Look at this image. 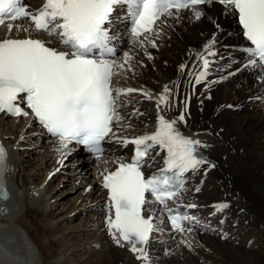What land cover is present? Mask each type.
Returning a JSON list of instances; mask_svg holds the SVG:
<instances>
[{
	"label": "snow or ice",
	"instance_id": "1",
	"mask_svg": "<svg viewBox=\"0 0 264 264\" xmlns=\"http://www.w3.org/2000/svg\"><path fill=\"white\" fill-rule=\"evenodd\" d=\"M213 3L223 5L226 14L238 16L243 36L249 41V46L242 49L243 64L229 75L250 69L257 73V82L264 86V0H44L34 13L21 0H0V24L5 19L15 21L27 17L35 30L55 37L68 49L52 48L46 46L51 40L30 37L0 40V112L28 116L22 105L26 106L42 128L58 140L56 151L63 158L76 150L69 147L71 144L83 146L97 159L105 152L104 143L109 139L125 148L129 144L134 146L130 162H120L115 171L105 169L101 175L102 186L108 190L107 231L118 247L130 245L129 250L141 264H151L150 241L154 233L162 231L154 223L158 219L154 213H165L174 232L191 233L194 226H202L196 216L184 211L199 205L184 204L181 194L186 190L188 175L207 173L215 164L201 151L208 145L184 135L177 127L178 123L186 122L187 109L171 120L158 114L155 130L150 134L131 139L116 137L112 124L121 119L118 100L137 90L113 88L112 77L116 74L113 70L126 65L131 69L137 50L144 51L151 59L147 45L157 47V40L171 23L179 22L184 13L198 21L205 15V6ZM117 9L123 15L115 19L128 24L126 37L112 34ZM12 28L13 24L9 23L8 31ZM125 38L129 41V50L118 63L114 59L118 51L116 42ZM215 44L213 34L202 50L194 54L195 67L189 69L187 63L179 66L181 73H187L189 83L205 86L215 83L208 81L211 58L216 55ZM177 87L175 82L163 87L155 101L158 113ZM142 94L152 99L147 92ZM136 114L142 115L138 110ZM162 152L165 153L163 166L146 175L145 170ZM58 163L63 164V159ZM9 170L8 153L0 144V200L11 197L7 188ZM200 190L199 186L194 188L196 192ZM154 204L162 209L153 208ZM213 207L212 214L222 213L229 204L220 202ZM3 211L6 209H0ZM181 243L192 247L191 241ZM169 254L166 250L165 255Z\"/></svg>",
	"mask_w": 264,
	"mask_h": 264
},
{
	"label": "bare ground",
	"instance_id": "2",
	"mask_svg": "<svg viewBox=\"0 0 264 264\" xmlns=\"http://www.w3.org/2000/svg\"><path fill=\"white\" fill-rule=\"evenodd\" d=\"M39 1L30 0V4L34 5ZM215 8L219 10L214 11ZM204 10L205 15L198 21L183 14L179 22L171 23V26L165 31L166 34H169L168 37L164 38L162 35L155 48L147 46V51L154 54L151 59L142 50L136 52L134 61L136 73L133 76L134 81H129L128 84L143 89L152 99L149 101L145 97L130 99L129 108L124 109V114L129 119V125L143 126L154 122L157 120L158 114H162L168 119L172 118V112L167 111L165 105H161L158 113L155 101L165 85H171V82L177 84L185 75L179 71L178 64L183 59L192 58L193 53L200 49L204 40L212 39L213 34H215V40L218 43L229 42L230 36H232L228 34L230 31L227 33L217 29L216 23L223 21L225 24L230 14H226L225 9L218 5H210ZM11 23L13 24L11 32L2 27L0 35L7 33L10 35H43L32 29L24 20ZM24 29H28V32L22 33L21 31ZM161 44H164L161 51L164 54L163 57L158 55ZM227 51L234 50L228 49ZM155 56L158 57L154 58ZM168 58L173 61H169ZM221 77L224 75H220L218 78L221 79ZM211 81H215V83L196 88V92L202 94L201 100L199 99V105L192 107L188 124L178 123L177 125L178 128L208 145L205 147L207 153H204L215 164V167L210 169L204 177L203 187L205 188L202 187L201 192L197 195H191L199 204L196 217L200 218L206 215L209 217V213L213 209L212 203L226 202L229 207L222 213H216L212 217L215 221L222 215H227L225 224L228 223V225H225L226 227L230 226V222L235 216L241 221L242 227L249 223L264 225V99H258V97H264V86L257 82V73L252 70L241 71L238 76L227 77V79L212 78L209 82ZM177 85V90L180 91L181 83ZM207 95L212 96L210 101L206 98ZM228 105L235 107L228 108ZM137 110L142 115L136 114ZM20 120L22 118H0V137L6 144L9 154L10 170L7 173V183L11 193L8 200L0 201V209H6V211L0 212V247L2 248L0 249V264H24L27 259L32 262L30 264H38L37 262L49 264L50 259H53L51 264H69L68 260L71 257L63 260L64 252L59 251L56 254L54 249L48 248L46 241H50V238L53 237V240L51 239L52 247L58 243L61 235L59 236L57 232V225L60 222L66 226L65 231L72 233L79 229V226L74 229L68 224L67 215L57 217V212L54 213L53 207L50 205V202L53 203V206L58 204L59 201L56 198L62 195L54 196L52 194L51 191L54 190V187L51 185L52 183L47 182V179L51 171H54L52 175H62L63 171H59L64 167L63 164L74 166L71 171L75 172L72 178L75 177V181L80 178L84 186L82 202H86L88 206L96 209L95 214L90 217L91 228H94V232L90 231V235L94 236L96 240H90L87 237L84 243L91 242L88 246L91 248L100 245L102 252L99 253L96 248V257L91 259L92 255H89L85 259L87 262L84 260L83 263L87 264L96 259L98 263L95 264H138L127 250L126 244L124 247H118L113 243L107 227L104 226V214L107 207L104 205V193L96 183V175L93 173V160L82 157V153L70 154L63 158L60 152L56 151L59 145L45 139L36 127L25 128L28 119H25V123ZM15 130L18 131L17 140L19 138L23 140L22 138L26 134H35L37 135L35 141L43 140L44 142L40 144L45 148V153L41 157L39 156L40 158L38 157L37 164L41 170H34L35 174L43 173L40 182L35 183L33 177L30 176L33 171L29 174L30 171L26 168L31 164L27 153L16 150V147L23 144H18L16 139L12 140ZM260 141L262 142L257 144ZM116 149L119 151L118 147ZM255 149L258 150L257 154ZM61 159H63V164L58 163ZM68 160L71 161L67 162ZM59 165L58 173L55 169ZM20 166H22L21 169ZM43 166L46 167H44L45 170L42 169ZM68 176L64 175L66 178ZM200 176L202 175L196 176L195 179ZM75 183L77 184V182ZM37 185L39 186L36 187ZM75 187L77 190L78 186ZM89 187L90 190L86 191ZM189 194L191 193H183L184 196H189ZM78 197L81 196L71 198L70 201H76ZM59 210L63 209L59 208ZM154 215L158 217L155 222L160 224L162 222L161 212H156ZM245 221L248 223L245 224ZM238 225L231 227L235 235L233 240L222 241L216 233L204 232L200 234L198 231L177 232L176 236L154 235V239L150 241L149 245L151 264H264V234L260 237L247 236L248 239L257 240L261 244L258 250H248L242 245L234 246L231 244L232 241L239 242L245 239L239 232L243 228ZM9 227L15 230L17 238L9 233ZM71 233L63 236L69 240L67 241L69 242L67 250H70L72 255L86 252L85 246L80 243L73 244L69 238ZM32 234L38 238L32 237ZM41 236H45L46 239L42 240ZM182 240L191 241L192 247L181 243ZM77 245L80 246L75 247ZM166 250L173 252L172 256L165 255ZM83 258L81 256L79 259H75L77 260L75 264L81 262L78 260Z\"/></svg>",
	"mask_w": 264,
	"mask_h": 264
},
{
	"label": "rangeland",
	"instance_id": "3",
	"mask_svg": "<svg viewBox=\"0 0 264 264\" xmlns=\"http://www.w3.org/2000/svg\"><path fill=\"white\" fill-rule=\"evenodd\" d=\"M218 20H219V17H218ZM228 21H230V19H227L225 21V24H227ZM168 35L169 34H166V33L163 34L164 38L168 37ZM163 48H164V44H161L160 50L158 51V55L160 57H163L164 56V54L161 52ZM155 55H157V53H155ZM156 57H158V56H155L154 58H156ZM168 60L169 61H173V60H171L169 58H168ZM177 63H176V65H177ZM203 98L206 99L204 96H203ZM200 100H201V98H200ZM14 132L15 133H14V136L12 137V140L16 139V142H18V144L19 143L20 144H23V145H21L19 147H16V150L18 149L19 152H26L27 153V157L31 160V164L27 165L26 168L29 169V171H30L29 174H31L32 171H33V173L30 176L33 177L35 183L37 181L40 182V180L43 178V173L35 174V171L36 170H41L40 166H38L37 164H38V157L39 156L41 157L42 154L45 153V148H43V145H41L42 143H44L43 140L41 142L35 141V138L37 136L35 134H26V135H24V138H22L23 140H21L20 138H19V140H17L18 139V135H17L18 134V131L15 130ZM261 142L262 141H260L257 144H260ZM257 153H258V150H256V154ZM85 160H87V159H85ZM70 161L71 160H68L67 162H70ZM77 163H80V162H77ZM81 164H84V163H81ZM63 165H64V167H62V169H60V171H59V172L63 171V174L62 175L61 174L60 175H58V174L56 175L55 174V175H52V177H50V178L48 177V179H47V182H50V184L52 183L51 185H53V187H54V190L51 191L52 194L54 196H56L58 194H61L62 195V196L56 198L59 201L58 204H55L53 206V203L50 202V205H52V207H53L52 210H54V213L57 212V214H56L57 217H59V216L61 217L64 214L67 215L66 217L69 218L68 224L71 225L74 229H77V227L79 226V229L76 230V231H72V233H71V231H65L66 226L63 224V222H60L59 223L60 225L59 224L57 225V229H58L57 232L59 233V236L61 235V238H59L58 243L55 246L52 247L51 244H52L53 237L50 238V241L49 240H46V241L48 242V248L54 249V251H55L56 254H58L59 251H61V253L64 252L63 253L64 255L62 254V259L63 260L66 259L67 257L68 258L71 257V259H73V261H71V259H69L68 260V263L69 264H73V263L75 264L77 262V260H75V259H79L81 256H83L84 258L82 260L81 259L78 260V261H81L78 264H86V263H83V262H84V260L89 255H92V258L91 259H94L96 257V252H97V249L96 248H98V252L99 253L102 252V249H101V246L100 245L97 246V247L91 248V247H88L91 242L87 241L88 244H85L84 243V241L87 240V237H89L90 240H94L95 239L94 236L90 235L91 232H94V228H91L92 225H91V221H90L91 218L90 217H92V215L95 214L96 209H93V207L88 206L86 204V202H82V197H83L82 188H84V186L82 185L80 178H77L76 181L74 180L75 177L72 178V176H74V173H75V172H71V171H73L72 168L74 166L72 164H68V165L67 164H63ZM74 165H76V164H74ZM51 166H53V165H51ZM21 167L22 166H20V169H21ZM44 167L45 166H43L42 169L45 170L46 167L45 168ZM78 172H79V169L77 170V173ZM64 175H69V176H68V178H66V177H64ZM75 182H77V184ZM76 185L78 186L77 187L78 188L77 190L75 189L76 188L75 187ZM38 186L39 185H37L36 187H38ZM204 188L205 187H203V189ZM78 195L81 196V197H78L77 198L76 201H78V202H76V201H73V202L70 201L71 198L74 199ZM231 195H234V194H231ZM80 202H82L83 204L82 203L80 204ZM234 205H236V204H234ZM59 208H62L63 210L60 211ZM241 224L242 223L239 220V225H241ZM239 225H238V227H239ZM86 226H90V227H86ZM240 227L243 228V230L242 231H239V232H240V235L241 236H244V238H245L244 241H239V242H237V241H234L233 242L232 241L231 244L234 245V246H240V245H242L245 249H248V250H252V249L258 250L260 248L261 244L259 242H257V240H250V239H248L247 236L248 235H252L253 237H256V236L257 237H260L262 234H264V225H261V224H251V223H249V224H247V225H245L243 227L241 225ZM8 231H9V233L15 235V237L17 238L16 232H15V230L13 228L9 227L8 228ZM37 231H38V229H37ZM62 232H63V235H62ZM69 233H71V235L69 236V238L71 239V241L73 242V244L80 243V245L85 246L86 247L85 248V251L86 252L80 253V254H77V255H72L70 253V250H67L66 247L68 246V243H69L67 241H69V240L66 237H63V236L65 234H68L69 235ZM38 235H40V232H38ZM32 237L38 238L34 234H32ZM41 239L44 240L46 238H45V236H41ZM248 241H251V246L250 247H248V244H247ZM113 243H114V241H113ZM80 245H77L75 247H78ZM170 253L171 254H169V255L172 256L173 252H170ZM155 259H157V257H155ZM52 261H53V259H50L48 263L51 264ZM85 262H87V260H85ZM27 263L30 264L32 262H30L27 259L24 264H27ZM37 263L40 264V262H37ZM95 263H98L96 259L93 260V261H91V262H89V263H87V264H95Z\"/></svg>",
	"mask_w": 264,
	"mask_h": 264
}]
</instances>
